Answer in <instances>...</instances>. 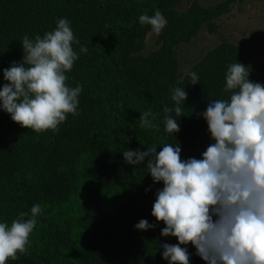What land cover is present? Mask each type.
<instances>
[{"label": "trees", "instance_id": "trees-1", "mask_svg": "<svg viewBox=\"0 0 264 264\" xmlns=\"http://www.w3.org/2000/svg\"><path fill=\"white\" fill-rule=\"evenodd\" d=\"M244 1L0 0V264H264V60L177 57Z\"/></svg>", "mask_w": 264, "mask_h": 264}, {"label": "rangeland", "instance_id": "rangeland-1", "mask_svg": "<svg viewBox=\"0 0 264 264\" xmlns=\"http://www.w3.org/2000/svg\"><path fill=\"white\" fill-rule=\"evenodd\" d=\"M190 0H183L186 7ZM202 4H214L221 0H198ZM216 33H209L202 27L197 35L177 48L180 72L183 75L199 58L221 39L233 42L241 51L246 62L264 60V2L244 1L234 4L231 9L217 20ZM158 28H152L145 37L142 53L157 48Z\"/></svg>", "mask_w": 264, "mask_h": 264}]
</instances>
